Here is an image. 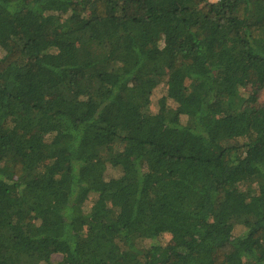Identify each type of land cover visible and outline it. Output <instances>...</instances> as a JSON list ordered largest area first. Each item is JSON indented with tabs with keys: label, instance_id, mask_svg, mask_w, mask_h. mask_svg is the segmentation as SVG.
<instances>
[{
	"label": "trees",
	"instance_id": "1",
	"mask_svg": "<svg viewBox=\"0 0 264 264\" xmlns=\"http://www.w3.org/2000/svg\"><path fill=\"white\" fill-rule=\"evenodd\" d=\"M0 52V264H264V0H0Z\"/></svg>",
	"mask_w": 264,
	"mask_h": 264
},
{
	"label": "rangeland",
	"instance_id": "2",
	"mask_svg": "<svg viewBox=\"0 0 264 264\" xmlns=\"http://www.w3.org/2000/svg\"><path fill=\"white\" fill-rule=\"evenodd\" d=\"M209 1L210 2H216L217 0H209ZM0 56H3V53L2 52H0ZM166 95H167V88H166L165 84H162L161 86H159L154 91L153 96H152V105H151V109H152L153 112H155V113L158 112V109H159V101L163 97H166ZM119 176H120V173L117 170H114L112 168H108V170L106 172V175H105V177H106L107 180H110V179H113V178H117ZM243 231H245V230L241 227V228H238L234 234H235V236H239ZM171 239H172V236L170 234H166L162 238L161 243L163 245H167V244L171 243Z\"/></svg>",
	"mask_w": 264,
	"mask_h": 264
}]
</instances>
